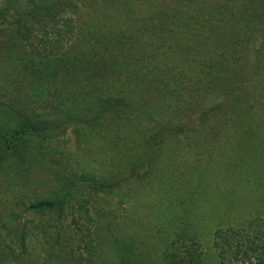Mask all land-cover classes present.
<instances>
[{
  "label": "trees",
  "instance_id": "16d2710c",
  "mask_svg": "<svg viewBox=\"0 0 264 264\" xmlns=\"http://www.w3.org/2000/svg\"><path fill=\"white\" fill-rule=\"evenodd\" d=\"M101 10L119 18L95 34L90 23ZM0 20V58L9 67L0 72V95L8 91L0 101V168L12 163L29 172L33 140L50 139L58 126L88 130L85 136L136 132L119 176L65 168L49 196L27 202L26 210L45 217L40 264L63 260L58 240L69 215L84 233L94 196L151 177L169 138L206 137L208 127L229 125L233 134L245 135V127L252 134L264 122V0H0ZM171 44L182 50V68L173 73L164 69ZM155 45L160 52L148 53ZM27 234L3 263L37 264L23 257ZM199 247L181 228L162 264H203ZM213 247L219 264H264V219L218 229ZM120 260L132 264L128 254Z\"/></svg>",
  "mask_w": 264,
  "mask_h": 264
},
{
  "label": "rangeland",
  "instance_id": "374dc122",
  "mask_svg": "<svg viewBox=\"0 0 264 264\" xmlns=\"http://www.w3.org/2000/svg\"><path fill=\"white\" fill-rule=\"evenodd\" d=\"M139 8L136 6L135 11ZM119 16L125 20L124 14ZM118 18L112 10L98 11L96 19L88 22L92 24L90 31L108 32ZM86 46L84 40L81 48ZM165 51L168 57L164 69L173 73L182 68V50L171 44ZM158 52L160 49L155 45L148 53ZM4 69L9 67L0 58V72H5ZM8 75L9 79L14 74ZM8 79L5 78V84ZM7 97L5 89L0 101ZM229 127H208L206 137L194 132L169 138L161 147L151 177L92 198L94 220L84 224V233L80 234L79 226L69 222V215L64 235L58 240L64 246L58 251L63 260L56 263L121 264L120 256L128 254L132 264H162L166 245L179 229L185 228L199 241L203 264H219L213 247L215 231L264 219V122L258 123L256 137H250L254 133L248 134L247 127L242 128L245 135L240 130L233 134ZM103 130L89 131L85 136L88 130L79 134L71 124L58 126L52 130L50 139L33 140L37 142L33 144L35 158L29 172L21 174L14 164H3L0 264H8L3 261L6 254H11V248L15 255L20 252L23 246L19 235L25 229H28L25 260L27 257L40 264L46 259L43 246L48 241L42 238L40 230L45 217L26 210V204L49 196L56 186V174H64L67 168L79 173L111 172L110 175L119 176L127 160L125 152L133 147L136 132L129 128L115 132Z\"/></svg>",
  "mask_w": 264,
  "mask_h": 264
}]
</instances>
